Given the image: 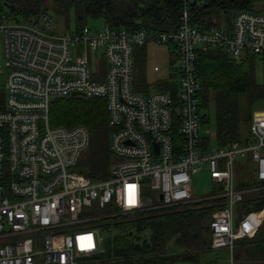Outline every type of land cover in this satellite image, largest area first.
I'll list each match as a JSON object with an SVG mask.
<instances>
[{
  "label": "built area",
  "instance_id": "built-area-1",
  "mask_svg": "<svg viewBox=\"0 0 264 264\" xmlns=\"http://www.w3.org/2000/svg\"><path fill=\"white\" fill-rule=\"evenodd\" d=\"M54 27L47 13L41 22L24 23L0 12V264H89L104 250L98 210L110 205L116 214H135L200 201L190 172L204 163L220 186L209 198L222 204L208 221L209 245L230 253L212 264H233L237 240L261 220L255 213L235 218L244 193L256 187L236 185L234 161L250 157L254 178L264 186V107L252 109L242 141L218 145L201 122L196 58L211 47L236 60L243 52L264 58V11L241 9L229 23L199 28L183 0L175 29L84 24L61 34L47 31ZM149 39L172 44L174 75L170 86L141 90L133 51ZM72 92L106 102L111 161L105 178L93 179L76 166L88 128L49 122L51 99ZM145 188L156 200L143 196Z\"/></svg>",
  "mask_w": 264,
  "mask_h": 264
},
{
  "label": "trees",
  "instance_id": "trees-1",
  "mask_svg": "<svg viewBox=\"0 0 264 264\" xmlns=\"http://www.w3.org/2000/svg\"><path fill=\"white\" fill-rule=\"evenodd\" d=\"M8 1V0H6ZM50 1L51 4L49 3ZM57 0H10L8 7L13 18H37ZM74 3L82 14L102 16L108 24L124 27H149L162 30L175 29L183 0H66ZM191 21L199 28L212 25L207 17L233 14L241 9L264 11V0H187ZM1 11V10H0ZM81 18V15H79ZM219 18V17H217ZM207 20L209 21L207 23ZM226 23L230 19L225 20ZM210 24V25H209ZM247 55V54H246ZM257 56L248 54L236 60L221 48L199 50L196 58V77L200 82L201 122H209L208 108L214 103V140L223 145L241 139V131L250 122L254 101L264 98V81H257L254 62ZM169 84H161L165 88ZM1 96V92H0ZM106 102L102 97L70 95L50 101L49 122L52 125L83 124L87 128L106 124ZM107 125V124H106ZM208 141L209 136L204 137ZM86 157V153L85 156ZM93 179L109 175H94L79 169ZM145 178L144 181H147ZM239 187H255L237 182ZM220 186L211 194H219ZM143 196L156 200L155 192L146 189ZM222 206L213 198L146 209L132 215L116 214L110 206L97 212L96 221L103 239L104 250L89 264H168L171 260H184L192 264L205 262L201 255L210 248L208 221L212 212ZM237 220L249 213L261 217L254 233L237 240L233 248L235 264H264V188L249 190L236 207ZM171 242L176 250L167 252Z\"/></svg>",
  "mask_w": 264,
  "mask_h": 264
},
{
  "label": "rangeland",
  "instance_id": "rangeland-1",
  "mask_svg": "<svg viewBox=\"0 0 264 264\" xmlns=\"http://www.w3.org/2000/svg\"><path fill=\"white\" fill-rule=\"evenodd\" d=\"M10 0H0V12L5 13L7 17L13 18V13L8 7ZM52 1L49 3L51 4ZM66 0H57L47 8L46 12L43 11L40 15L34 19V16H29L27 18L19 16L20 22L24 23H38L41 22L43 14L47 13L51 16L52 21L55 23V27L52 30H47L49 33L61 34L74 27L81 25H88L91 28H102L105 24H108L104 17L102 16H90L80 13L74 3L66 4ZM81 15V18H79ZM217 17L221 19L232 20L233 11H228L225 15L220 13ZM15 20V19H14ZM139 52V47L136 46L133 51V73L135 76L136 82L140 84L147 85L148 88H163L161 84L157 81L165 80V73L167 67L173 65V55L171 53L173 46L172 44L157 43L154 40L149 39ZM249 53L243 52V56H247ZM159 65L160 70L154 71L153 65ZM255 74L257 81H264V58L257 56V59L254 62ZM156 81V82H155ZM5 82V69L3 68V40L0 35V92L4 88ZM146 88V87H145ZM78 95V94H76ZM70 96V95H67ZM66 97V96H65ZM264 107V98L254 101L252 108ZM209 122L205 123L203 126L210 127L211 130L215 129L214 121V103L211 101L209 108ZM247 127L244 126L241 131V137H244L247 134ZM88 143L86 148L82 151V155L86 153V157L83 159L79 158L76 166L85 172H89L94 175L102 176L110 174V161L111 153L109 150V127L105 124L101 127H92L88 128ZM248 158H238L234 161V172L236 182H243L244 184H249L254 181L252 170L248 166ZM191 175V191L195 198H202L200 201L211 196V192L215 191L219 184L215 182L209 171V168L206 163L203 164L202 168L190 172ZM199 202V201H198ZM109 207V205H106ZM132 215V214H126ZM260 225V224H259ZM258 225V226H259ZM255 231V230H254ZM253 231V233H254ZM247 237V236H246ZM240 240V239H239ZM173 246L168 244L167 249L170 251ZM230 253L225 248H209L202 255L201 258L205 262H215L219 259H228ZM168 264H191L189 261L184 260H171Z\"/></svg>",
  "mask_w": 264,
  "mask_h": 264
},
{
  "label": "crops",
  "instance_id": "crops-1",
  "mask_svg": "<svg viewBox=\"0 0 264 264\" xmlns=\"http://www.w3.org/2000/svg\"><path fill=\"white\" fill-rule=\"evenodd\" d=\"M208 18V20L211 22V23H213L214 25H217V24H219L220 22H222L223 20L221 19V17L220 18H217V16L216 15H211L210 17H207ZM207 20V23L209 22ZM210 25V24H209ZM213 26V25H212ZM211 27V26H210ZM207 28H209V27H207ZM144 45H146V44H144ZM144 45H142L141 47H139V52L142 50V48L144 47ZM171 53H172V55H173V65L171 66L170 65V67H167V69H166V73H165V80H162V81H155L156 83L155 84H157V83H163V84H169V83H171V80H172V76L174 75V66H175V56H174V53H173V49H172V51H171ZM155 65H157V64H155ZM159 66V65H158ZM153 68V67H152ZM154 70V69H153ZM160 70V67H159V69L158 70H154V71H159ZM135 87L137 88V89H141V90H147V89H150V88H148L147 87V85H145V84H140L139 82H136V80H135ZM146 87V88H145ZM253 109V108H252ZM252 111V110H251ZM251 119V118H250ZM250 123V122H249ZM205 124V123H204ZM207 127V126H206ZM248 127H249V124H248ZM209 129H210V127H208ZM213 131V133H214V130H212ZM248 132V131H247ZM246 136V135H245ZM245 136L244 137H241V139H239L240 141H242L244 138H245ZM248 158V166L251 168V170H252V175H253V178H254V171H253V164H252V161H251V159H250V157H247ZM255 179V178H254ZM255 181H256V179H255ZM235 182H236V179H235ZM257 182V181H256ZM236 185H238V183L236 182ZM239 186V185H238ZM259 184L257 183V185L255 186L256 188L255 189H253L254 191H257V190H259V189H262V188H264V186L263 185H261V186H259ZM238 205V204H237ZM237 207V206H236ZM242 217V216H241ZM235 218L237 219V213H235ZM260 223H261V220H260ZM259 223V224H260ZM235 247V246H234ZM233 247V248H234ZM232 258H233V264H235L236 263V260L234 259V257H233V249H232ZM220 260H223V259H219L218 261H220ZM204 261V260H203ZM191 263V262H190ZM192 264V263H191Z\"/></svg>",
  "mask_w": 264,
  "mask_h": 264
},
{
  "label": "water",
  "instance_id": "water-1",
  "mask_svg": "<svg viewBox=\"0 0 264 264\" xmlns=\"http://www.w3.org/2000/svg\"><path fill=\"white\" fill-rule=\"evenodd\" d=\"M71 95H76V93H75V92H72ZM84 156H85V155H83V157H84ZM262 181H264V179H263ZM159 198H161V194H159ZM168 244H170V245L173 246V244H172L171 242H168ZM168 244H167V246H168ZM174 250H176V247H174V246L171 248L170 251H169V250L167 249V247H166V251H167V252H171V251H174Z\"/></svg>",
  "mask_w": 264,
  "mask_h": 264
}]
</instances>
